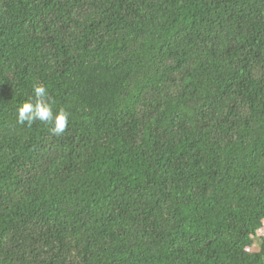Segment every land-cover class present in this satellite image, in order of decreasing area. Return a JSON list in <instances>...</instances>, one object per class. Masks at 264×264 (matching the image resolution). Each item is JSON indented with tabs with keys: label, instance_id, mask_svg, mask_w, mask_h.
Segmentation results:
<instances>
[{
	"label": "trees",
	"instance_id": "16d2710c",
	"mask_svg": "<svg viewBox=\"0 0 264 264\" xmlns=\"http://www.w3.org/2000/svg\"><path fill=\"white\" fill-rule=\"evenodd\" d=\"M0 264H264V0H0Z\"/></svg>",
	"mask_w": 264,
	"mask_h": 264
},
{
	"label": "clouds",
	"instance_id": "9594fccd",
	"mask_svg": "<svg viewBox=\"0 0 264 264\" xmlns=\"http://www.w3.org/2000/svg\"><path fill=\"white\" fill-rule=\"evenodd\" d=\"M16 121L18 124H26L29 127L39 121L50 126L54 136H61L68 126L69 113L64 109L54 112L48 90L41 84H35L32 95L17 109Z\"/></svg>",
	"mask_w": 264,
	"mask_h": 264
}]
</instances>
